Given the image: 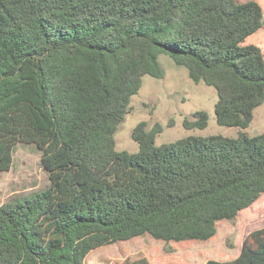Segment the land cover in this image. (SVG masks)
Instances as JSON below:
<instances>
[{
  "label": "trees",
  "instance_id": "trees-1",
  "mask_svg": "<svg viewBox=\"0 0 264 264\" xmlns=\"http://www.w3.org/2000/svg\"><path fill=\"white\" fill-rule=\"evenodd\" d=\"M264 27L253 0H0V172L34 145L47 188L0 206V264H85L137 237L207 241L264 194V133L188 135L155 145L159 124L115 133L159 56L217 95V125L246 129L264 103V56L243 44ZM184 119L203 130L208 114ZM111 264H148L141 254ZM264 264V227L239 255Z\"/></svg>",
  "mask_w": 264,
  "mask_h": 264
},
{
  "label": "rangeland",
  "instance_id": "rangeland-1",
  "mask_svg": "<svg viewBox=\"0 0 264 264\" xmlns=\"http://www.w3.org/2000/svg\"><path fill=\"white\" fill-rule=\"evenodd\" d=\"M239 3L249 0H235ZM257 1L264 8V0ZM243 44L258 46L264 56V29L248 37ZM161 79L142 78L141 87L131 98L128 114L115 133L117 151L134 153L137 144L131 139L133 128L140 122L146 130L155 124L162 131L155 138V145L174 142L188 135H215L236 137L240 132L250 136L264 133V103L253 112V119L246 129L217 125L214 104L217 95L212 87L194 84L184 67L177 66L167 55H160ZM196 111L208 114L205 129L186 130L184 119L193 120ZM49 180L40 163V151L34 145L18 144L12 154L8 171L0 172V206L8 200L29 195L47 188ZM264 227V194L248 208L240 211L231 221H220L215 235L207 241L159 242L149 236L101 247L88 254L85 264H111L141 253L148 264H205L208 260L219 262L235 259L245 237Z\"/></svg>",
  "mask_w": 264,
  "mask_h": 264
},
{
  "label": "crops",
  "instance_id": "crops-1",
  "mask_svg": "<svg viewBox=\"0 0 264 264\" xmlns=\"http://www.w3.org/2000/svg\"><path fill=\"white\" fill-rule=\"evenodd\" d=\"M257 2V1H256ZM260 2V1H259ZM259 2H257L260 6H261V4L259 3ZM261 8H262V10H263V12H264V8L261 6ZM264 29V27L262 28V30ZM261 31V30H260Z\"/></svg>",
  "mask_w": 264,
  "mask_h": 264
}]
</instances>
